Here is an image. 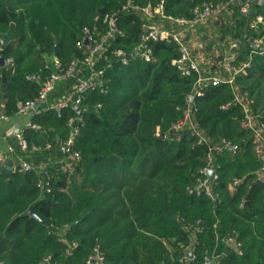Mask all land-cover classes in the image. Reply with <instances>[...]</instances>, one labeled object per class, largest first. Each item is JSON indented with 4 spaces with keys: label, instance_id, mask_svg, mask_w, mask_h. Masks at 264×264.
<instances>
[{
    "label": "trees",
    "instance_id": "trees-1",
    "mask_svg": "<svg viewBox=\"0 0 264 264\" xmlns=\"http://www.w3.org/2000/svg\"><path fill=\"white\" fill-rule=\"evenodd\" d=\"M160 1L164 18L148 20L132 9L123 10L127 0H0V34L13 33L4 50L0 45L3 61L12 64L9 69L0 66V113L8 118L20 104L38 97L56 71L53 58L63 67L83 59L78 44L84 28L105 34L106 17L113 16L124 34L114 37L96 64V69L106 68L102 85L80 103L82 122L73 146L80 159L71 162V174L56 168L66 161L61 145L70 137L69 122L78 113L68 107L58 116L43 108L72 94L85 68L74 78L56 82L40 112L32 115L31 126L21 132L24 149L16 137L7 140L14 161L22 159L33 167L47 164L51 191L42 193L37 187L41 174L0 168L1 264H43L45 258L50 263L86 264L97 246L105 264H202L205 255L216 264H264V175L258 176L262 164L252 134L240 126L241 109H221L233 99L229 85L208 87L193 101L203 134L238 147L235 154L224 152L213 159L217 200L197 197L188 194L187 187L200 176L207 147L197 145L188 129H172L182 118L196 73L180 75L172 64L180 58L174 43L147 42L151 61L137 56L123 65L115 55L117 50L135 51L143 25L161 22L165 29L176 28L168 18L189 20L194 7L220 0L132 4L145 8ZM255 12L264 18V5ZM253 18L232 4L211 23L216 32L210 35L208 50H229L245 60L250 42L262 35L250 27ZM226 38L235 46L228 41L223 45ZM223 57L213 61V70H221ZM236 84L254 100L251 110L264 122V55L253 56ZM235 179L240 183L231 192ZM30 208L37 217L26 214ZM227 236L240 243L237 250L222 242ZM61 237L76 243L71 255Z\"/></svg>",
    "mask_w": 264,
    "mask_h": 264
},
{
    "label": "built area",
    "instance_id": "built-area-1",
    "mask_svg": "<svg viewBox=\"0 0 264 264\" xmlns=\"http://www.w3.org/2000/svg\"><path fill=\"white\" fill-rule=\"evenodd\" d=\"M232 4L238 5L240 14L247 15L251 11L255 12L256 7H262L264 5V0H220L216 3H203L194 7L192 17L189 20L168 18L171 26L173 24L177 25L176 28L170 27L169 30L165 29L161 22H152V24L143 25L141 28L140 44L135 49V51L139 53L138 56L146 61H151V51L147 46V42L163 41L166 43H174L178 47L180 58L172 61V64L177 66L180 75L182 77H190L192 73H196L197 77L193 83L192 91L186 97V105L183 110L182 118L172 126V129L180 132L186 128L190 134L196 138L197 145H206L207 152L205 165L199 170L200 176L196 180V183L193 186L187 187V193L197 197L202 195L208 196L213 200H217L218 197L212 189L214 182L217 180L213 159L216 155L223 154L224 152L235 154L238 147L225 138L213 142L197 127L195 121L197 108L193 101L196 96H201L204 89L208 87L217 86L221 83L229 85L233 93V99L222 105L221 109L227 110L231 106H237L241 109L242 119L240 120V126L242 129L250 131L252 134L255 144V155L258 161L262 164L261 169L258 171V176L262 178L264 175V122L261 121L259 116L254 114L251 110V107L255 103L254 100L249 98L247 93L241 92L236 84L237 77L246 74L248 69H250L253 56L264 55V18L261 15H257L256 12L252 16L254 18L249 24L250 27L257 30L259 29L260 32H262V35L260 38L250 42L249 54L245 60H241L238 53L229 50L220 51L214 46L212 49L208 50L206 45L209 43L210 38L205 39L202 37L203 31L210 27L212 22L220 19L224 14H227ZM163 6L164 2L160 1L153 7L147 6L145 8H140L133 5L132 0H127L123 10L132 9L143 18L150 20L155 16L164 18ZM106 21L108 22L109 29L105 34L101 35L89 28L83 29V36L78 44V48L84 52L82 60H74L68 66L63 67L56 58H53L56 71L43 84L41 91L35 100L28 101L18 106L16 113L17 116L34 115L39 113L41 105L47 101V96L53 91L56 82L74 78L80 75L84 71V68L85 74L78 79L74 87V92L56 102L53 106L44 107V111L52 109L58 116H60L62 111L68 107L75 110L76 105H80L87 92L96 90L97 87L102 85L106 68L96 69V64L100 61L104 52H106L111 46L114 37L124 35L121 30L116 28L115 18L113 16L106 17ZM226 41L230 44L232 43L226 38L223 41V45H225L224 43ZM232 45L235 46L234 43H232ZM220 54H224V57L220 60L221 70H213V63L218 59ZM115 55L123 65H126L129 61L127 59V55L129 54H126L122 50H117ZM3 64L7 69L12 65L10 59L4 60ZM109 67L110 64L107 65V68ZM35 78V76L29 77V79L33 80H35ZM103 91L104 89L101 88V92ZM8 119V117H5L0 113V123L7 121ZM76 119L69 122V125L72 128L70 137L61 145V148L65 149L66 161L60 163L56 168V172L63 171L71 174L73 172L71 162L80 159V155L73 151L75 139L79 134V125L81 124L80 123L78 126L74 127ZM27 126H31L30 123ZM13 127V125H9L4 130L3 138H7L11 135V129ZM14 134H16L15 137L19 140V144L24 149L25 141L21 132L14 131ZM13 151V147L8 145L4 152H0V168L8 167V160H13L11 158ZM46 165L47 164H40L33 167L22 159L17 161L13 160V171L17 169L20 172H36L37 174H41L37 187L42 193H50L51 174L47 170ZM210 171H213L212 176L209 175ZM239 183L240 180H233L229 186L231 192H234ZM59 240L67 245L68 248L66 249V254L71 255L72 249L76 247V243L69 244L64 237H61ZM222 242L233 245L236 250L240 246V243L236 242L232 236L223 238ZM190 259H194L192 253ZM211 260L215 259L205 255L202 264H208ZM43 264L60 263H50V259L45 258ZM86 264H105L104 254L98 246L93 249L92 253L86 260Z\"/></svg>",
    "mask_w": 264,
    "mask_h": 264
},
{
    "label": "water",
    "instance_id": "water-1",
    "mask_svg": "<svg viewBox=\"0 0 264 264\" xmlns=\"http://www.w3.org/2000/svg\"><path fill=\"white\" fill-rule=\"evenodd\" d=\"M254 14H255V12L254 11H251V12H249L247 14V16L248 17H252ZM12 40H13V33H12V31H9L8 33L0 34V45H1V49L4 50L7 47V45ZM138 55H139V53L137 51H135V52L127 55V59L128 60H131V59L137 57ZM2 65H3V57H2V55H0V66H2ZM3 92H5V79L3 80ZM5 96H6V94H5ZM75 111L78 113V118L76 119V121L74 123V127L78 126L82 122L81 112H80V105H76ZM62 151H63L64 155L66 156L65 149L64 148H62ZM7 169L9 171H11V172L13 171V160H11V159L8 160V167H7ZM209 175L212 176L213 175V171H210ZM47 203L50 204L51 202L48 200ZM26 214H29V215H31L33 217H37L36 214L34 213L33 208H30L26 212ZM178 222H179V225H182L183 224L182 221H180V220H178ZM190 256H191V253H190ZM208 264H216V261L215 260H211V261H209Z\"/></svg>",
    "mask_w": 264,
    "mask_h": 264
},
{
    "label": "crops",
    "instance_id": "crops-1",
    "mask_svg": "<svg viewBox=\"0 0 264 264\" xmlns=\"http://www.w3.org/2000/svg\"><path fill=\"white\" fill-rule=\"evenodd\" d=\"M31 117L32 115H16L10 117L7 121L0 123V152H4L6 150V147L9 145L7 140L15 138L16 134H14V131L22 132V130L27 127V125L30 123ZM9 125L14 126L11 129V135L7 138H3V132Z\"/></svg>",
    "mask_w": 264,
    "mask_h": 264
},
{
    "label": "rangeland",
    "instance_id": "rangeland-1",
    "mask_svg": "<svg viewBox=\"0 0 264 264\" xmlns=\"http://www.w3.org/2000/svg\"><path fill=\"white\" fill-rule=\"evenodd\" d=\"M214 25V24H213ZM212 25V28L211 27H208L206 28L203 33H202V37L205 38V39H209L210 38V35L212 37V35L214 34V32H216V29L215 27Z\"/></svg>",
    "mask_w": 264,
    "mask_h": 264
}]
</instances>
